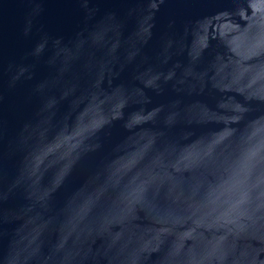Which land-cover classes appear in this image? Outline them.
I'll list each match as a JSON object with an SVG mask.
<instances>
[{
    "label": "water",
    "instance_id": "water-1",
    "mask_svg": "<svg viewBox=\"0 0 264 264\" xmlns=\"http://www.w3.org/2000/svg\"><path fill=\"white\" fill-rule=\"evenodd\" d=\"M0 264H264V0H0Z\"/></svg>",
    "mask_w": 264,
    "mask_h": 264
}]
</instances>
